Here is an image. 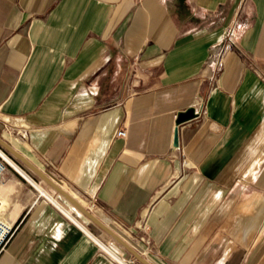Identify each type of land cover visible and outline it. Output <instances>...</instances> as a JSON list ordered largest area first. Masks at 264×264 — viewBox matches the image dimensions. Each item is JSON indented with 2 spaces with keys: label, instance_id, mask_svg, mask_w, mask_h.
<instances>
[{
  "label": "crops",
  "instance_id": "1",
  "mask_svg": "<svg viewBox=\"0 0 264 264\" xmlns=\"http://www.w3.org/2000/svg\"><path fill=\"white\" fill-rule=\"evenodd\" d=\"M4 118L7 143L151 264H264V0H0ZM69 211L8 167L0 264H116Z\"/></svg>",
  "mask_w": 264,
  "mask_h": 264
},
{
  "label": "water",
  "instance_id": "2",
  "mask_svg": "<svg viewBox=\"0 0 264 264\" xmlns=\"http://www.w3.org/2000/svg\"><path fill=\"white\" fill-rule=\"evenodd\" d=\"M197 117V113H195L193 108H188L185 111L179 112L177 114L175 124L178 126L179 124L189 121L193 118ZM174 145H177V129L174 134ZM0 148L5 151L7 154L18 160L22 165H24L27 169H29L33 174H35L38 178L41 179L46 185L52 188L59 196L63 197L70 205H72L77 211L87 217L91 222H93L97 227H99L102 231H104L107 235L113 238L115 241L120 243L132 256L135 260L139 261L141 264H151L145 257H143L137 250L131 247L128 243H126L118 234L112 231L106 224L96 218L88 209L83 207L75 198H73L69 193L59 187L56 183H54L51 179H49L46 175H44L39 169H37L34 165H32L21 153H19L16 149H14L9 143L3 140L0 137Z\"/></svg>",
  "mask_w": 264,
  "mask_h": 264
},
{
  "label": "rangeland",
  "instance_id": "3",
  "mask_svg": "<svg viewBox=\"0 0 264 264\" xmlns=\"http://www.w3.org/2000/svg\"><path fill=\"white\" fill-rule=\"evenodd\" d=\"M13 126V122L8 121V120H0V137L7 141L10 140L9 137L13 135V130L11 129V127L9 125ZM9 136V137H8ZM7 139V140H6ZM1 149V148H0ZM5 152V151H4ZM6 153V152H5ZM7 154V153H6ZM11 159H13L15 161V163L21 168L23 169L36 183H38L39 185H41L48 193L53 194L54 192L52 190H49L48 187H46L44 184L39 182V178L33 174L29 169H27L24 165H22L18 160H16L15 158H13L12 156H10L9 154H7ZM11 168V167H9ZM55 195L57 194L56 192L54 193ZM56 197H59L57 200L59 202H61L64 206L69 207V209L75 211L78 213V211L76 209L73 208L72 205H70L67 201H64L61 196H59L58 194L56 195ZM61 204V205H62ZM1 226V225H0ZM0 232H2V229H0ZM9 233H7L8 235ZM100 239L107 245H112L113 247L117 248L118 251L122 252V256L125 258V260L127 261H131V259H133L132 255L117 241H115L113 238H111L109 235H107L104 232H100ZM116 242V244H115ZM127 243V242H126ZM120 249V250H119ZM105 255H107V257L110 258V256L106 253ZM129 264H139L137 262V260H133L131 261Z\"/></svg>",
  "mask_w": 264,
  "mask_h": 264
},
{
  "label": "bare ground",
  "instance_id": "4",
  "mask_svg": "<svg viewBox=\"0 0 264 264\" xmlns=\"http://www.w3.org/2000/svg\"><path fill=\"white\" fill-rule=\"evenodd\" d=\"M9 121V119L4 118ZM0 156L2 159L15 171L23 175L28 181H30L39 191L42 195L48 197L51 199L54 203H56L60 209H62L65 213L70 215L73 219L74 217L71 215L69 209L61 205L52 195H50L44 188H42L38 183H36L23 169H21L13 159H11L2 149H0ZM64 201H66L63 197H61ZM74 208V207H73ZM75 209V208H74ZM91 238L101 247V249L107 253L110 257H112L114 260L119 262L120 264H128L125 258L122 256V252L118 251L117 248L113 247L112 245H107L97 237H95L93 234L89 233ZM116 244V242H115ZM120 250V249H119Z\"/></svg>",
  "mask_w": 264,
  "mask_h": 264
},
{
  "label": "built area",
  "instance_id": "5",
  "mask_svg": "<svg viewBox=\"0 0 264 264\" xmlns=\"http://www.w3.org/2000/svg\"><path fill=\"white\" fill-rule=\"evenodd\" d=\"M237 22L235 19H233L229 25H228V29L225 35V38L221 44L220 49L218 50V53L216 55V59H215V70L218 71L220 70V68L222 67L223 64V60L225 58V55L227 54V52L232 48V47H236L237 46V38L235 35V28H236ZM5 121V120H4ZM11 127V129L13 130L12 125H9ZM126 129L125 128H121L118 129L115 133V136L117 137H125L126 136ZM21 137H25L23 133L20 134ZM10 167L0 156V176L4 173V171ZM92 206V205H91ZM88 210L91 209V207L87 208ZM142 240H144V238H141ZM3 240V239H2ZM145 252H141V254H144ZM133 258V257H132ZM110 259L112 261H114L116 264H120L119 262H117L116 260H114L112 257H110ZM135 260L134 258L131 259V261ZM128 261V264L131 262Z\"/></svg>",
  "mask_w": 264,
  "mask_h": 264
}]
</instances>
